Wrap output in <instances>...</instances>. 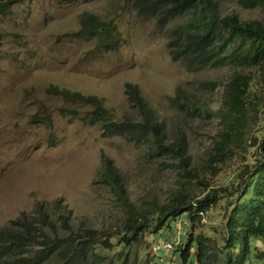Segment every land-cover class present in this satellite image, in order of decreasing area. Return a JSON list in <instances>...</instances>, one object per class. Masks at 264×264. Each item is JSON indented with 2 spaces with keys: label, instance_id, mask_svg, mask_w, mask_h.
<instances>
[{
  "label": "rangeland",
  "instance_id": "obj_1",
  "mask_svg": "<svg viewBox=\"0 0 264 264\" xmlns=\"http://www.w3.org/2000/svg\"><path fill=\"white\" fill-rule=\"evenodd\" d=\"M215 1L220 16L236 15L264 26V6L243 8L237 0ZM0 2V226L21 213L30 214L39 204L50 210L52 202L60 199L70 211L73 229L84 225L107 234L119 229L126 205L104 181L103 153L120 172L131 207L140 212L167 202L181 188L195 195L205 193L195 177L182 172L179 158L172 153L157 152L147 140L103 136L99 123L63 115L60 107L71 103L50 93L51 85L96 95L112 119L137 121L138 114L124 93L126 82L136 84L162 124L163 141H184L189 167L198 170V178L209 187H228L233 175L253 157L247 138L234 156L220 164L215 176L205 167L219 127L215 111L225 83L233 71L240 70L251 75L252 90L257 92L258 70L236 64L199 68L172 58L170 31L182 16L160 25L153 16L136 14L124 0ZM84 12L116 25L120 40L115 48L105 49L95 39L78 35ZM259 97L264 110V94ZM74 107L79 116L89 110L83 102ZM259 129L261 125H251L247 137ZM226 198L223 195L195 223V232H213ZM176 220L179 229L172 222L169 230L147 232L140 243H133L130 261L137 251L151 263L157 259L158 264H178L177 254L171 261L170 252L156 248L164 240L176 246L179 235L188 231V218ZM58 232L66 234L60 228ZM173 232L178 236L174 240Z\"/></svg>",
  "mask_w": 264,
  "mask_h": 264
},
{
  "label": "trees",
  "instance_id": "obj_2",
  "mask_svg": "<svg viewBox=\"0 0 264 264\" xmlns=\"http://www.w3.org/2000/svg\"><path fill=\"white\" fill-rule=\"evenodd\" d=\"M124 1L131 3L136 14L153 16L160 25L182 16L170 31L172 58L199 68L227 64L257 68L260 85L257 92L252 90L251 75L240 70L233 71L225 83L221 104L215 111L219 127L212 136L205 167L215 176L220 164L234 156L247 138L246 145L253 149V157L233 175L228 187H209L210 183L198 178V170L189 167L184 141H163L162 124L156 121L136 84L126 82L124 93L138 114L137 121L112 119L96 95L51 85L50 93L71 103L60 107L63 115L70 114L90 124L99 123L103 136L123 135L136 141L147 140L157 152L172 153L179 158L182 172L195 177L205 193L195 195L181 188L167 202L140 212L131 207L120 172L103 153L104 181L126 205L120 230L107 234L84 225L73 229L70 211L60 199L52 202L50 210L46 204H39L30 214L21 213L0 226V264H97L101 261L106 264H158L157 259L151 263L145 254L137 251L130 261V247L140 243L147 232L169 230L172 222L179 229L178 218H188V231L182 232L180 238L175 232L170 233L171 239L178 237V244L175 246L170 240V248H160L172 254L171 261L173 254H177L178 264H264V110L259 103V96L264 94V26L258 20L220 16L215 0ZM237 2L243 8L264 6V0ZM2 6L0 2V8ZM115 27L113 22L102 20L95 13L84 12L78 35L85 40L95 39L97 45L105 49H113L120 40ZM178 95L176 90L175 96ZM80 102L89 106L88 113L83 116H79L74 107ZM192 108L196 110L197 106ZM255 124L262 129L247 137L249 127ZM223 195H227L224 212L213 232L210 235L195 232V223ZM59 228L66 234H60Z\"/></svg>",
  "mask_w": 264,
  "mask_h": 264
},
{
  "label": "built area",
  "instance_id": "obj_3",
  "mask_svg": "<svg viewBox=\"0 0 264 264\" xmlns=\"http://www.w3.org/2000/svg\"><path fill=\"white\" fill-rule=\"evenodd\" d=\"M158 243L159 244H156L157 247L155 246L157 249H160L161 247H169L170 248L172 246L170 241H167V240L164 243H161V242H158Z\"/></svg>",
  "mask_w": 264,
  "mask_h": 264
}]
</instances>
